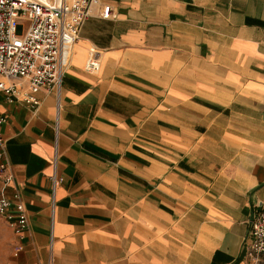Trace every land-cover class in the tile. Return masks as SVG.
<instances>
[{"label": "crops", "instance_id": "1", "mask_svg": "<svg viewBox=\"0 0 264 264\" xmlns=\"http://www.w3.org/2000/svg\"><path fill=\"white\" fill-rule=\"evenodd\" d=\"M37 97L33 109L0 93L4 193L28 218L9 264H248L264 203V0H99L59 96Z\"/></svg>", "mask_w": 264, "mask_h": 264}, {"label": "built area", "instance_id": "2", "mask_svg": "<svg viewBox=\"0 0 264 264\" xmlns=\"http://www.w3.org/2000/svg\"><path fill=\"white\" fill-rule=\"evenodd\" d=\"M99 0H0V93L9 103H24L36 109L37 95L46 90L60 94L65 73V59L80 38L81 29L92 16ZM113 17L110 5L99 15ZM101 69L98 51L89 47L84 71L97 74ZM5 117H0V217L12 230L18 243L15 254L22 250L21 240L28 229L24 204L17 191L11 198L4 193L13 177L2 133ZM58 153L52 158V185L63 181L56 176ZM246 245L248 264H264V203H258L249 222ZM52 245V240L51 244ZM47 264H53L50 256Z\"/></svg>", "mask_w": 264, "mask_h": 264}, {"label": "rangeland", "instance_id": "3", "mask_svg": "<svg viewBox=\"0 0 264 264\" xmlns=\"http://www.w3.org/2000/svg\"><path fill=\"white\" fill-rule=\"evenodd\" d=\"M15 241L11 229L0 218V264H9V259L15 253Z\"/></svg>", "mask_w": 264, "mask_h": 264}]
</instances>
